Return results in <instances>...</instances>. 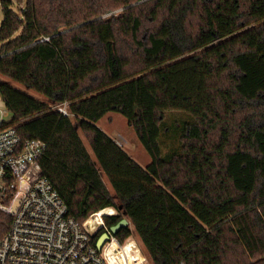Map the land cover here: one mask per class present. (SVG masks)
<instances>
[{
	"label": "trees",
	"instance_id": "16d2710c",
	"mask_svg": "<svg viewBox=\"0 0 264 264\" xmlns=\"http://www.w3.org/2000/svg\"><path fill=\"white\" fill-rule=\"evenodd\" d=\"M0 74L46 98L0 80L69 216H127L117 237L153 264H264V0H0ZM110 111L148 164L97 126ZM168 111L185 118L164 152Z\"/></svg>",
	"mask_w": 264,
	"mask_h": 264
},
{
	"label": "built area",
	"instance_id": "2783aa9c",
	"mask_svg": "<svg viewBox=\"0 0 264 264\" xmlns=\"http://www.w3.org/2000/svg\"><path fill=\"white\" fill-rule=\"evenodd\" d=\"M0 100V212L10 217L0 235V264H149L139 239L131 234L121 241L110 232L103 216L113 213L94 211L82 222L68 215L39 164L45 141L22 140ZM54 107L69 114L66 102ZM103 232L108 238L98 248Z\"/></svg>",
	"mask_w": 264,
	"mask_h": 264
},
{
	"label": "rangeland",
	"instance_id": "374dc122",
	"mask_svg": "<svg viewBox=\"0 0 264 264\" xmlns=\"http://www.w3.org/2000/svg\"><path fill=\"white\" fill-rule=\"evenodd\" d=\"M118 11V10H117ZM116 11V12H117ZM137 63V62H136ZM0 80L7 81L11 85L22 89L26 91L28 94L38 98V99H43L46 100L44 96L39 94L37 91L33 89H29L24 87L22 84H19L15 81H12L8 79L6 76L0 74ZM0 106H3L2 101L0 100ZM175 112V113H173ZM171 113V114H170ZM168 118L165 121L166 125L170 126L169 130H167L168 134H163L162 135V141H163V151H169L174 147H177L179 145L178 141V134L175 132V127H180L182 121L185 118V115L182 114L181 111H168ZM9 119H11V114L8 115ZM77 126V122H75ZM97 126H99L104 132H106L109 136L113 137L115 140L121 143L122 147L127 151V153L134 158L140 165L145 166L150 162V155L148 152L145 150L141 142L138 140L134 130L128 126L127 121L125 117L114 111L107 112L104 116H102L97 122ZM78 133L93 157L92 150L89 145V141L87 137L85 136L84 132L77 126ZM103 179L111 191L113 193V189L110 186V183L108 182L107 178L105 175H103ZM118 201V199H117ZM116 209H113L114 211ZM116 212V211H114ZM91 215V214H90ZM105 216H103V219L105 221ZM125 216V215H124ZM130 225V223H129ZM134 237L139 239L136 231L132 228V233ZM149 264H153L152 261Z\"/></svg>",
	"mask_w": 264,
	"mask_h": 264
},
{
	"label": "water",
	"instance_id": "95a60500",
	"mask_svg": "<svg viewBox=\"0 0 264 264\" xmlns=\"http://www.w3.org/2000/svg\"><path fill=\"white\" fill-rule=\"evenodd\" d=\"M129 225V219L127 216H123L119 221H117L115 224L111 225L109 227V230L113 234H117V232L123 228ZM108 234L107 232L101 233V235L98 237L96 241V246L100 248L105 240H107Z\"/></svg>",
	"mask_w": 264,
	"mask_h": 264
}]
</instances>
